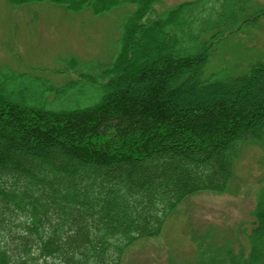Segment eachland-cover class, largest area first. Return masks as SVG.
Listing matches in <instances>:
<instances>
[{"label":"trees","instance_id":"1","mask_svg":"<svg viewBox=\"0 0 264 264\" xmlns=\"http://www.w3.org/2000/svg\"><path fill=\"white\" fill-rule=\"evenodd\" d=\"M8 1L136 9L99 79L81 74L97 84V103L54 108L43 85L36 104L28 85L0 86V264H121L189 196L229 191L245 144L264 150V60L239 75L205 76L212 43L203 35L231 32L244 0L185 2L157 18L149 15L159 0ZM69 87L49 85L54 101ZM247 238V254L197 264H264V197Z\"/></svg>","mask_w":264,"mask_h":264},{"label":"rangeland","instance_id":"2","mask_svg":"<svg viewBox=\"0 0 264 264\" xmlns=\"http://www.w3.org/2000/svg\"><path fill=\"white\" fill-rule=\"evenodd\" d=\"M186 1L192 0H159L149 17L157 18ZM243 4L244 15L241 3L239 8L244 23L239 18L232 34L223 30L219 38L214 35L221 30L215 29L211 35H203V40L212 43L205 76L239 75L250 64L264 60V0H244ZM135 9V4L127 3L95 14L89 9L71 12L49 2L16 6L0 0V78L13 81L0 79V86L11 92L19 84L28 85L26 97L36 104L35 85H43L48 91L46 103L54 108L97 103V84L81 74L99 79L102 69L114 61L123 24ZM148 42L145 33L141 44ZM154 48H158L156 44ZM68 61H73L76 69H68ZM69 83L68 98L55 102L56 94L49 85L60 88ZM263 197L264 150L248 143L236 163L229 191L189 196L167 218L162 233L133 243L121 264H197L203 256L215 254L223 259L229 252L247 254V233Z\"/></svg>","mask_w":264,"mask_h":264}]
</instances>
